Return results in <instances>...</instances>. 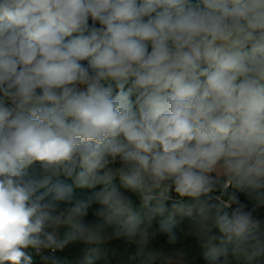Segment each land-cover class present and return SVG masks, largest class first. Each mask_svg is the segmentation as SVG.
Listing matches in <instances>:
<instances>
[{
    "label": "clouds",
    "instance_id": "clouds-1",
    "mask_svg": "<svg viewBox=\"0 0 264 264\" xmlns=\"http://www.w3.org/2000/svg\"><path fill=\"white\" fill-rule=\"evenodd\" d=\"M218 168L264 203V0H0V264H33L29 248L93 245L105 225L142 254L166 212L153 190L171 182L200 197ZM62 176L103 187L77 198ZM116 176L155 205L137 213ZM94 203L97 220H84ZM173 223L160 222L170 243ZM214 223L209 264L229 243L264 254L247 205Z\"/></svg>",
    "mask_w": 264,
    "mask_h": 264
},
{
    "label": "rangeland",
    "instance_id": "rangeland-1",
    "mask_svg": "<svg viewBox=\"0 0 264 264\" xmlns=\"http://www.w3.org/2000/svg\"><path fill=\"white\" fill-rule=\"evenodd\" d=\"M109 167L118 168L120 167V163L117 161L115 164L109 165ZM210 175L215 179L223 176L224 179H228L229 181L232 179L223 169L219 168L216 172L210 173ZM113 183L120 191L125 192L126 195L131 197L133 208L141 215H145L148 208L154 206L156 203L153 200L146 207L138 194L124 189L119 176L114 178ZM85 188L76 186L73 190L75 194L81 195L84 193ZM153 191L157 198L165 204L166 212L163 217L157 216L151 221V224L148 225L150 232H154L155 224L160 223L162 219H166L169 216L173 218L176 214H180L190 217L182 232L181 247L179 249H174L166 242L157 241L154 235L150 238L147 245L143 246V253L141 254L140 249L142 246L139 243L130 242L125 238H117L114 236L113 230L106 232L103 227L101 230L103 238L100 242L90 246L79 242H69L63 250H55L53 255H50L55 258L54 262H49L47 259L50 250H44L39 258L35 251L29 248L27 251L33 256V264H105L104 259L99 255L104 252H108L109 254V264H128L132 250H134L139 264H161L160 260L148 261V253L153 250H162L171 256L168 264H206L205 251L210 247V238L214 234H219V230L215 227L214 223L215 217L223 211L232 210L233 197L228 198L231 200V207L227 209L224 207L223 202L228 199H224L221 194L214 196V199L222 205V208L216 212H212L200 203L187 200L185 196H175L173 192L175 190L165 183ZM202 206L206 209L204 213L199 211ZM97 222L103 223L102 220ZM71 230L68 226L61 228V238H64ZM211 243L213 242L211 241ZM219 243V240L215 242V244ZM226 247L227 252L223 254L224 264H264V254H237L233 252L230 243ZM178 250H182L184 255H175ZM112 253H115V255H112Z\"/></svg>",
    "mask_w": 264,
    "mask_h": 264
},
{
    "label": "trees",
    "instance_id": "trees-1",
    "mask_svg": "<svg viewBox=\"0 0 264 264\" xmlns=\"http://www.w3.org/2000/svg\"><path fill=\"white\" fill-rule=\"evenodd\" d=\"M84 63H86V62H84ZM28 171H29V173L38 172L39 171V165L35 164V165L30 166ZM61 178L64 179L68 184L72 185L73 188H75L77 186L75 184L74 178L63 177V176ZM224 180H225L224 176L219 178V179H215V184H214L213 189L210 192L201 195L200 197L192 198V197H186L185 196V198L189 201L200 203V204L204 205L205 207H207L212 212H216L222 208V205L219 204L214 199V196L221 194V196L224 199H228L230 197H233L232 209L238 207V205L241 203L245 204V205H247L248 209H251L254 211V215L256 216V218H258L260 221L264 222V203H258L257 200L254 198V195L251 194L249 191L238 189V187L236 186V183L233 179H230V185L228 186V188L225 189L224 191H222V185H223ZM170 183L171 182H165L166 185H170ZM102 187H103V185H96L95 188H87L86 187L83 194H81V195H77L75 193L74 194L77 198L86 199V198L90 197L93 192L99 191ZM171 188L174 190V187H171ZM174 195L177 197H181L176 191H175ZM236 197H238V200L236 199ZM61 206L63 207V204ZM99 207H100L99 204H96V203L92 204V206L88 210L87 216L84 217L83 219L86 221L97 220V218L94 216V210L99 208ZM173 220H174V223L172 224V228H173L174 233L177 236V240L173 243H170L168 240V235L161 230V224L160 223L155 224V227H154L155 238L159 242H166V243L170 244V246L173 247L174 249H179L181 247L182 232L186 226V223L190 220V217L185 216V215L176 214L173 217ZM104 230L106 232H110L113 230V227L105 225ZM259 231H260L261 235L264 236V229H262V230L259 229ZM214 235L218 237L221 234L219 233V234H214ZM216 241H212V242L215 243ZM205 262H206V264H209V262L207 260H205ZM128 264H139L138 259L134 253V250H132V252H131V257H130V261ZM218 264H224L223 255H221L219 257Z\"/></svg>",
    "mask_w": 264,
    "mask_h": 264
},
{
    "label": "built area",
    "instance_id": "built-area-1",
    "mask_svg": "<svg viewBox=\"0 0 264 264\" xmlns=\"http://www.w3.org/2000/svg\"><path fill=\"white\" fill-rule=\"evenodd\" d=\"M230 185V181L228 179H225L222 185V191H224L225 189L228 188V186ZM224 207H226L227 209H229L231 207V200L228 199L227 201L223 202ZM260 228L259 229H264V222L260 221ZM54 251L50 250L49 252V256L53 255ZM38 257L40 258V255H38Z\"/></svg>",
    "mask_w": 264,
    "mask_h": 264
},
{
    "label": "water",
    "instance_id": "water-1",
    "mask_svg": "<svg viewBox=\"0 0 264 264\" xmlns=\"http://www.w3.org/2000/svg\"><path fill=\"white\" fill-rule=\"evenodd\" d=\"M173 192L175 193V191H173ZM47 259H48L49 262H54L55 261V258L51 257V256H48Z\"/></svg>",
    "mask_w": 264,
    "mask_h": 264
}]
</instances>
